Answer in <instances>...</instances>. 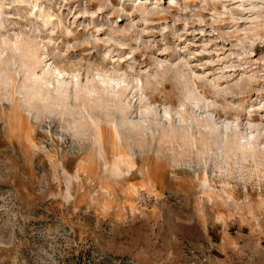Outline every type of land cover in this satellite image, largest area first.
Listing matches in <instances>:
<instances>
[{
	"label": "clouds",
	"instance_id": "obj_1",
	"mask_svg": "<svg viewBox=\"0 0 264 264\" xmlns=\"http://www.w3.org/2000/svg\"><path fill=\"white\" fill-rule=\"evenodd\" d=\"M0 141V264H264V0H0Z\"/></svg>",
	"mask_w": 264,
	"mask_h": 264
},
{
	"label": "rangeland",
	"instance_id": "obj_2",
	"mask_svg": "<svg viewBox=\"0 0 264 264\" xmlns=\"http://www.w3.org/2000/svg\"><path fill=\"white\" fill-rule=\"evenodd\" d=\"M3 141H0V147H3ZM24 172H27V169H23ZM157 180L159 187L162 189L169 181L167 180L166 173L163 170H160L157 174ZM16 185L22 190L21 192V205L28 203V197L32 196L33 188L29 182H26L22 179L17 178ZM7 185H0V190H3ZM23 189H27L26 192ZM159 195V192H157ZM177 207V214L183 217L186 215V210H181L178 202L173 201ZM34 212V221L36 227L42 226L44 223L52 219V216L49 215L50 210L52 214L58 215L59 211L56 208L55 203L41 202L39 198L32 204ZM85 208L81 206V213L78 219L86 222L87 224L93 223L92 216L84 215ZM158 210L157 208H152V221L148 225H137L130 233L123 235V240L120 239L122 234H117L115 237H106L105 231H96L93 234H88L85 232H80L78 230V238L83 235L85 237V242L80 245L79 254L76 255L75 251L68 253V258L63 264H112L113 261H124V264H127L129 257L131 255L130 247H125L127 243L129 246L135 244L139 241L141 235H147L149 227L156 228L155 220L157 219ZM108 227L107 223L102 225V228L106 230ZM180 227L184 228V243L189 244L190 241L196 240L199 238L200 232L196 228L188 229L181 224ZM156 231L159 232V228H156ZM214 239L218 240V237L215 236L213 232ZM151 245L156 243L157 246H162L164 241L160 240L158 242L148 241ZM99 245V247L97 246ZM101 250L107 255H101ZM140 264H144L143 261Z\"/></svg>",
	"mask_w": 264,
	"mask_h": 264
}]
</instances>
